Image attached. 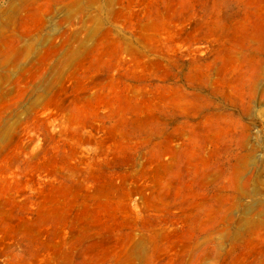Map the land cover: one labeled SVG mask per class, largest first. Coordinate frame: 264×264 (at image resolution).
Listing matches in <instances>:
<instances>
[{
  "label": "rangeland",
  "instance_id": "rangeland-1",
  "mask_svg": "<svg viewBox=\"0 0 264 264\" xmlns=\"http://www.w3.org/2000/svg\"><path fill=\"white\" fill-rule=\"evenodd\" d=\"M0 264H264V0H0Z\"/></svg>",
  "mask_w": 264,
  "mask_h": 264
}]
</instances>
